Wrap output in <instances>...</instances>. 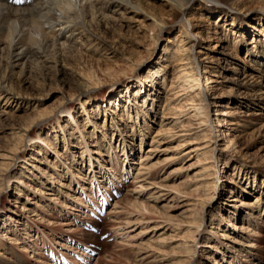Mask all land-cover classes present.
Segmentation results:
<instances>
[{"label": "rangeland", "instance_id": "obj_1", "mask_svg": "<svg viewBox=\"0 0 264 264\" xmlns=\"http://www.w3.org/2000/svg\"><path fill=\"white\" fill-rule=\"evenodd\" d=\"M200 2H194L189 18L195 24L191 30L195 40L192 53L201 67L210 71L207 75L213 83L206 90L217 97L208 107L211 133L205 129L208 123L202 124L192 115L194 102L189 93L176 87L179 66L173 62L167 64V82L160 86V99L154 102L157 104L155 116L146 113V108L144 114L140 110L143 117L149 116L145 117L146 124L138 118L133 132L131 123L121 118L115 108L118 94L124 95L125 86L135 84L138 74L162 54L167 38L182 33L180 21L170 16L169 8H161L158 0L152 3L163 13L168 12L165 20L169 23V32L157 38L152 55L153 41L149 37L152 34L147 33L149 26L146 25L149 22L132 19L128 26V22L126 25L119 20L115 27L103 31L107 43L114 38L113 56L104 54L97 60L82 48L73 56L57 58L56 70L51 69L54 77L45 83L37 75L14 78L13 84L34 97L37 106L13 110L12 124L3 125L0 132V145L6 147L5 153L14 155L10 169L2 166L0 159V174L7 178V188L0 195V232L7 247H13L29 264H54L43 253L45 247H50L52 254L77 249L84 231L83 221L79 225L78 219L84 217L82 207L86 203L81 190L88 193L92 177L102 181L103 175L108 174L119 177L122 193L115 196L110 207L106 206L103 231H108L109 235L101 241L102 248L90 264H175L183 257L181 245L184 242L196 244L192 264H264V183L259 177L263 173L256 171L257 187H254L251 186L252 173L246 176L248 183L244 175L236 174L237 168L234 169L235 163L248 168L245 171L249 172L264 168V111L255 107L257 100L251 108L249 105L240 108L236 105L240 98L229 97L238 86L230 78L234 61L230 62L232 58L228 56L230 50L224 47L225 39H220L222 33L217 27L220 18L216 19V15L200 17L199 8L204 0ZM6 6L12 7L10 3ZM31 6L28 3L15 8ZM258 6L254 0L244 5L241 12L255 10ZM119 25L122 27L118 29ZM238 56L241 62L237 66L241 70L244 52H239ZM84 64L93 65L95 76L83 72ZM100 66L111 69L99 70ZM93 79H99L100 84H91ZM134 86L138 87V83ZM168 89L177 92L172 104L177 123L172 112L165 114L174 119L172 124L162 116ZM112 101H116L113 108L108 104ZM119 101L122 104L121 98ZM132 103L129 110L133 114L140 106L134 104V99ZM61 105L66 106L65 110L68 108L70 115L67 111L58 112ZM221 108L241 113L236 119L233 118L235 113L219 116ZM39 110L48 114L36 118ZM72 115L77 126L70 119ZM94 119H97V136L92 137ZM23 127L28 128V136L15 153L8 147L18 144L17 137L12 135ZM119 136L124 137L125 142H121ZM211 143L215 147L213 158L205 160L202 152L205 153ZM23 165L25 169L21 170ZM213 172L214 176L209 177L215 178L214 197L210 203L206 201L202 205L207 192L202 181L206 180L207 173ZM101 200L105 201V196ZM199 214L204 216L203 222L199 233H193L194 238H191L187 231L194 232L195 226L188 222L192 215ZM112 229L113 236L110 235ZM61 259L65 260L63 256Z\"/></svg>", "mask_w": 264, "mask_h": 264}, {"label": "bare ground", "instance_id": "obj_2", "mask_svg": "<svg viewBox=\"0 0 264 264\" xmlns=\"http://www.w3.org/2000/svg\"><path fill=\"white\" fill-rule=\"evenodd\" d=\"M153 1L154 0H64L65 3L71 4L72 10H65L63 13H61L59 11L57 0H31V7H21L19 9L6 6V3L0 0V132L3 130V125L7 126L12 124V118L14 117L13 110L22 109L23 106H28L29 108L32 106H37L34 102V97L28 96L25 93L26 91H24V88H19L13 84L14 78L23 79L25 75L28 77L37 75L41 82L45 83L47 80L49 81L51 77H54V75H51V69L56 70V65L58 62L57 58L63 57L65 55L73 56L76 51L82 48L87 51L90 56L93 58L95 57L97 60L101 59L104 54L107 56L112 55L116 49L115 43L113 41L114 38L110 39L109 42L111 43H107V35L106 32L103 31H105V28L115 27V22L119 20L126 22V25L128 22V26H130L129 20L131 22L132 19H135V21L139 20V22L141 21L144 23L149 22L146 25L147 27L149 26L147 33L152 34L150 36L148 35L153 41L151 46L152 55L153 51L155 50L154 43H156L157 38H159L161 33L165 34L169 32V23L165 20L167 18H165V14L168 12L163 13L161 10V8L167 7L169 8L170 16L172 15L173 18L180 21V28H183L181 31L182 33L178 32L175 34V36L170 35V37L167 38L166 44L162 46V54L158 55L151 66L146 67L141 74H138L135 84H131L129 87L125 86L127 88L124 87L125 90L128 91L127 93L125 91V94H121V96L118 94L119 99H122V104L120 103L119 99L117 100V103L116 101H112L108 104L111 108H113L114 104L116 103L115 108L121 115L120 117L125 118L131 123L130 129H132V131L135 128V124L139 122L138 118H141L143 120V124H146V118H149V116L146 114V116L143 117L144 109L146 108V113L149 112L153 115V117L155 116L156 111L154 107L157 106V104H155L157 102L155 101H159L160 99V86L167 82V64L169 62H173L177 67L179 66L177 68L179 75H176V87L181 88L183 91L189 93L188 96L190 100L195 103L191 105L193 111L192 115L197 117L202 122V124L204 123L206 125L208 123V125L205 126V129H207L208 133H211L212 122L211 120L209 122L208 107L209 105L211 106L216 102L215 99L217 97H215L213 93H209L206 90V87L213 83L207 75V73L210 71H207L205 67H201V63L192 53V46L195 44V40H193L194 34L191 30L195 24L193 25L191 23V18L189 17L191 15V11L194 8L193 4L196 0H158L160 3H162V6H160L161 8L155 6V4L152 3ZM200 1L202 2L203 0ZM211 1L212 0H204V2H200V17H202V15H209L210 17L211 15H216V19L220 18V22H218L220 24H217V27L220 28L219 31L222 33L220 39H225L226 44L224 47L230 51H233L231 53L229 51L230 54L228 53V56H231L232 58L230 62L234 61L232 75L230 78L233 81H236L234 84L238 86L232 89L234 90V94L232 93L229 95V97L232 96V98H240L236 104L237 107L240 108H246L248 105L251 108V105L257 100L255 107H260L264 111V42L261 41V39H264V0H256L259 4L258 8L244 12H241L243 6L247 5L248 3H252L254 0H214L215 3H212ZM145 5L148 7V9H146L147 7H145ZM229 17H231V19H229ZM213 23L214 25L216 24L215 21ZM234 24L237 28L233 27ZM121 27L122 25H119L118 29ZM188 27H191V29ZM216 31L217 30L215 28L214 32ZM242 51L244 52L245 57L242 58L243 65L240 70L239 66H237L241 62V57L238 56V53ZM215 59L217 60V58ZM138 65L136 66L138 67ZM100 69H102L101 66L99 70ZM104 69L107 71L110 70L111 67L106 66ZM104 69L102 70L104 71ZM82 70L84 73H88L89 76H95V70L92 64H84ZM136 83H138V87L134 86ZM91 84L97 86L100 84V80L93 79ZM133 87H136L135 90L132 89L133 91H130V88ZM172 90L173 89H168V91L165 93L163 101L164 108L162 116L165 118L167 117V119L170 118L165 115L166 113L169 114L172 112L174 114L173 116L176 114L172 104L174 96L177 92L173 90V92L169 94V92ZM81 93H83V91ZM123 97L125 98L124 103ZM132 99H134V104L136 103L140 106V109L133 114L129 110V106L133 105ZM81 104L83 106V102ZM241 104L242 106H240ZM102 106L103 105L100 107ZM95 108H97V106ZM65 109V105H61L57 108L58 112H65L68 110V108L67 110ZM113 110L114 109H112V111ZM140 110L143 112V114H141ZM39 111L40 112L36 114V118L42 117L44 114H46L41 110ZM177 112H179V110ZM234 113L235 111L233 112V110L226 111L225 108H221L218 115L223 116L229 114L233 116ZM240 113L241 111L236 112L233 118L236 119V117H239ZM67 114L70 115V112L67 111ZM245 115L248 116V114ZM249 115L256 114L249 113ZM71 118L73 123H75L77 126V120L74 119V115H72L70 119ZM174 118L176 120L174 123H177L178 119L176 116ZM32 120L30 122L28 121L29 124L32 122ZM96 120L97 119H94L92 123V126H94L91 133L92 137L94 134L96 135ZM170 120L171 121L169 123H171L174 119ZM181 125L183 124H180V126ZM25 126H27V124ZM160 126H162V123ZM27 127L29 128V126ZM28 128H19L13 133L12 137H17L18 144L13 142L14 144H12L11 147H8L10 150H15L16 153V151L21 149L25 138L28 136L26 133ZM119 139L121 142H125L124 137L119 136ZM93 141L96 142L97 140ZM214 149L215 147H213L211 143V147L208 148V150L206 149L207 151L205 153L202 152L205 160H210L213 158ZM5 150L6 147L4 148L0 145L1 163L6 169H10L14 155L5 153ZM56 153H58V151H56ZM213 164L214 163L212 161L211 165L213 166ZM236 168V174L238 173V175L241 176L243 174L245 181H248L249 177L246 176H248L249 173L253 174V181H251L253 185L251 186L257 187L254 181L255 173H257L256 171H258V173H263L259 175V177L262 179V183H264V168H259L258 170L251 169L249 172V170L245 171V169L248 168H242L241 164L235 163L234 169ZM23 169H25L24 165L22 166L21 170ZM214 173L215 172L211 174L207 173L206 180L202 181L203 186L207 190V192L204 193L202 205H205L206 201L210 203L214 197L213 189L215 186V178L212 177L210 179L209 177L210 175L214 176ZM3 176L4 175L0 174V195L7 188V178H4ZM18 180H20V178ZM248 183L250 182L248 181ZM195 188L197 189L200 187L196 186ZM143 207L146 209L145 206ZM203 217L204 216L201 214L192 215L190 217V221L188 223L195 226L194 232H189V229L187 231V235H189L191 238H194L193 233H199L198 229L202 225ZM5 221L6 220L4 219V222ZM2 239L3 236L0 232V264H28L21 254L15 252L13 247H7L6 241ZM205 239L207 238L204 237L203 241ZM181 246L183 247L181 249L183 257L175 262V264H192L191 259L196 252V244L194 242H184Z\"/></svg>", "mask_w": 264, "mask_h": 264}, {"label": "clouds", "instance_id": "obj_3", "mask_svg": "<svg viewBox=\"0 0 264 264\" xmlns=\"http://www.w3.org/2000/svg\"><path fill=\"white\" fill-rule=\"evenodd\" d=\"M59 11L63 13L65 10L71 11V4L65 3L64 0H57Z\"/></svg>", "mask_w": 264, "mask_h": 264}]
</instances>
